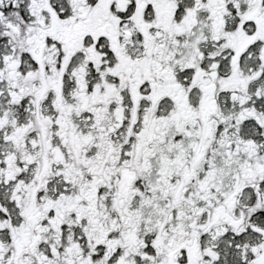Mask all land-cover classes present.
Returning a JSON list of instances; mask_svg holds the SVG:
<instances>
[{"label":"snow or ice","instance_id":"snow-or-ice-1","mask_svg":"<svg viewBox=\"0 0 264 264\" xmlns=\"http://www.w3.org/2000/svg\"><path fill=\"white\" fill-rule=\"evenodd\" d=\"M0 264H264V0H0Z\"/></svg>","mask_w":264,"mask_h":264}]
</instances>
